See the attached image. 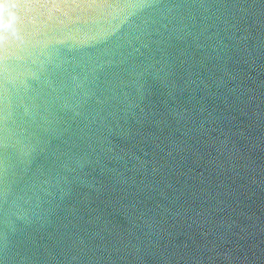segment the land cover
I'll use <instances>...</instances> for the list:
<instances>
[{
  "label": "water",
  "instance_id": "95a60500",
  "mask_svg": "<svg viewBox=\"0 0 264 264\" xmlns=\"http://www.w3.org/2000/svg\"><path fill=\"white\" fill-rule=\"evenodd\" d=\"M5 234L9 264H264V0H0Z\"/></svg>",
  "mask_w": 264,
  "mask_h": 264
},
{
  "label": "clouds",
  "instance_id": "9594fccd",
  "mask_svg": "<svg viewBox=\"0 0 264 264\" xmlns=\"http://www.w3.org/2000/svg\"><path fill=\"white\" fill-rule=\"evenodd\" d=\"M5 196L7 197V188L5 189ZM9 237L5 234V242H4V259L0 260V264H9L10 253H9ZM76 259V257H73Z\"/></svg>",
  "mask_w": 264,
  "mask_h": 264
}]
</instances>
